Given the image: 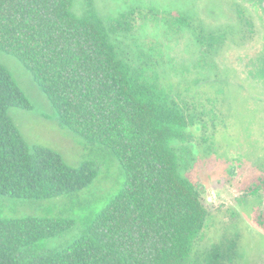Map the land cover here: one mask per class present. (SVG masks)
I'll list each match as a JSON object with an SVG mask.
<instances>
[{
  "label": "trees",
  "instance_id": "1",
  "mask_svg": "<svg viewBox=\"0 0 264 264\" xmlns=\"http://www.w3.org/2000/svg\"><path fill=\"white\" fill-rule=\"evenodd\" d=\"M76 1L0 0V50L30 71L58 122L87 143L104 146L125 179L59 250L39 249L38 243L70 230L73 218L0 216V264H195L200 258L194 247L209 210L185 171L194 158L188 128L202 121L201 114L185 109L171 87L121 53L117 32L132 29L134 10L103 19L94 0H82L79 13ZM247 10L239 1L234 7L239 30L233 44L254 33ZM178 20L190 27L195 19L182 12ZM199 27L194 40L212 54L230 37ZM11 107L32 104L0 65V195L45 200L94 181L92 162L72 167L52 148L29 146L8 115ZM253 184L250 193L259 195L264 178ZM260 211L254 221L264 228ZM235 247V239L230 246H211L206 262H233Z\"/></svg>",
  "mask_w": 264,
  "mask_h": 264
},
{
  "label": "rangeland",
  "instance_id": "2",
  "mask_svg": "<svg viewBox=\"0 0 264 264\" xmlns=\"http://www.w3.org/2000/svg\"><path fill=\"white\" fill-rule=\"evenodd\" d=\"M238 1L247 7L254 33L233 44L239 30L234 16ZM238 1L94 0L103 19L134 10L132 29L117 32L121 53L156 76L166 89L171 87L185 109L201 114L202 121L188 128L194 158L185 171L200 188L209 210L194 247L200 258L195 264H208L211 246H230L234 239L235 257L229 264H264V228L254 221L264 211V189L259 195L250 193L253 183L264 178V0ZM81 6L82 0H77L74 11L79 13ZM182 12L195 19L190 27L181 26L178 14ZM196 25L203 31H225L230 37L212 54L207 45L195 42ZM0 65L32 104L31 109L11 107L7 111L26 143L56 150L69 166L88 161L96 168L94 181L72 195L45 200L0 195L2 217L64 214L73 218L70 230L38 243L39 249L59 250L105 207L125 177L104 146L87 143L58 122L30 71L15 56L0 50Z\"/></svg>",
  "mask_w": 264,
  "mask_h": 264
}]
</instances>
